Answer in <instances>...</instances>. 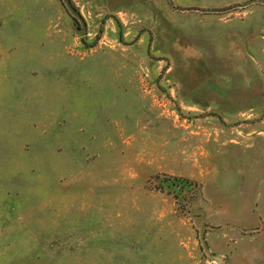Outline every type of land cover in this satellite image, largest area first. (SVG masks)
Returning a JSON list of instances; mask_svg holds the SVG:
<instances>
[{
	"label": "rangeland",
	"instance_id": "rangeland-1",
	"mask_svg": "<svg viewBox=\"0 0 264 264\" xmlns=\"http://www.w3.org/2000/svg\"><path fill=\"white\" fill-rule=\"evenodd\" d=\"M0 264H264V0H0Z\"/></svg>",
	"mask_w": 264,
	"mask_h": 264
}]
</instances>
